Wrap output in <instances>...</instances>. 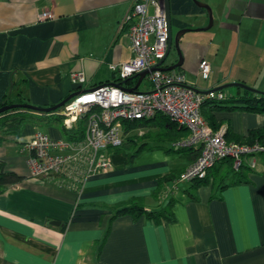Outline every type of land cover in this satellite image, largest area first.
<instances>
[{"label": "crops", "instance_id": "crops-1", "mask_svg": "<svg viewBox=\"0 0 264 264\" xmlns=\"http://www.w3.org/2000/svg\"><path fill=\"white\" fill-rule=\"evenodd\" d=\"M134 1L0 0V105L22 91L30 104L51 107L116 82L112 66L134 56L123 26ZM208 3L214 17L210 29L207 11L194 0H170L173 33L189 30L179 44L187 83L205 94L222 87L232 96L244 86L262 91L264 81L260 86L259 78L250 81L247 60L253 53L242 45L260 51L258 62L264 63V0ZM43 13L53 18L40 20ZM193 32L204 40L186 38ZM170 54L169 67L179 61L178 52L172 59ZM203 60L212 64L208 80L198 73ZM78 72L85 74L84 83L73 80ZM200 77L211 86L198 87L193 79ZM230 106L205 110L218 127L229 128L230 141L246 142L264 129V113ZM37 130L56 141L69 139L58 123L43 130L35 123L0 146L4 171L25 177L0 194V264H264V154L256 156L247 182L225 189L218 184L226 174L213 169L216 175L193 190L197 202L186 192L192 182L175 189V182L159 180L184 172L195 160L161 149L145 150L132 163L123 153H111L112 168L79 190L32 177L23 144ZM169 190L178 201L173 223L156 224L145 214L116 216L115 208L134 198L154 210Z\"/></svg>", "mask_w": 264, "mask_h": 264}, {"label": "built area", "instance_id": "built-area-1", "mask_svg": "<svg viewBox=\"0 0 264 264\" xmlns=\"http://www.w3.org/2000/svg\"><path fill=\"white\" fill-rule=\"evenodd\" d=\"M39 18L46 20L53 15L43 13ZM123 26L127 27L134 56L127 63L113 65L112 70L120 79L138 77L149 71L140 85L144 87L146 82V89L130 92L109 83L74 94L57 114L68 131L77 130L80 121L85 119L83 138L56 141L37 130L33 138L23 144L32 177L80 190L90 177L112 168L110 154L125 143L127 123L144 122L159 115L189 132L178 144L180 147L200 150L198 158L182 173L179 183L203 180L210 169L225 160H232L236 169L242 164L255 169V158L264 154V146L228 141V128L221 126L214 130L201 113L206 97L222 98L223 95L215 92L204 95L187 83L182 71L162 70L169 67L165 65L169 33L163 1L135 0ZM198 73L208 80L212 64L203 60ZM73 80L84 83L85 74L75 73Z\"/></svg>", "mask_w": 264, "mask_h": 264}, {"label": "trees", "instance_id": "trees-1", "mask_svg": "<svg viewBox=\"0 0 264 264\" xmlns=\"http://www.w3.org/2000/svg\"><path fill=\"white\" fill-rule=\"evenodd\" d=\"M127 31V27L124 28ZM181 67L177 68L180 70ZM121 88L132 90L136 87L138 83V77H128L127 79H120L114 82ZM217 91V93L222 94V98H207L203 101L201 106V113L207 122L212 126L214 130H219L213 121L212 117L205 116V110H212L217 108H225L231 105V108H241L250 111H255L258 113H264V93L244 88L242 93L238 95H225L223 92ZM69 99L67 97L63 101ZM62 101V102H63ZM68 102V101H67ZM57 105L51 107H36L28 101L23 96L22 91L16 95V99H6L0 105V146L5 142L9 135H19L26 125L43 123V124H56L61 125L62 131L68 136L69 139H81L85 133V119H82L79 123L77 130L68 131L62 126V117L57 113L63 109L64 106L46 112L44 109L54 108ZM6 108L4 111L1 109ZM44 110V111H43ZM164 117V118H162ZM126 133L131 135L132 131H144L138 134L129 135L122 147L112 150V153H124L128 156L129 162L132 163L133 160L145 150H164L168 154H180L182 156L188 157V160H196L200 154V150L196 147H180L178 144L181 143L184 138L187 137L188 131L184 128L178 127L177 124L171 122L165 116L159 115L156 118L150 119L148 121L139 122L134 121L127 123ZM229 128L226 133V139L228 141ZM239 143L247 144H260L264 146V129L252 132L250 139L243 142L242 139L236 140ZM129 151V152H127ZM226 172L223 171L224 167ZM213 169H216V174L223 172V178H221L218 186L220 189H225L228 186L247 182V171L252 170L247 164H242L238 169L234 168V163L232 160H225L218 163L212 169L209 170L208 175L203 180H195L192 182V186L187 190L188 198L191 201L197 202L198 198L195 195V186L206 184L209 182V177L213 175ZM183 173V172H182ZM182 173L170 172L169 174L163 176L159 180L161 182H175L176 188L179 186L178 180L180 179ZM231 176V177H227ZM25 177L19 176L15 173H7L4 171V164L0 163V194L4 193L9 187L16 185L24 180ZM231 178V182L227 183L226 179ZM190 183V182H189ZM175 188V189H176ZM171 192H173L171 190ZM168 194L162 201H160L157 208L154 210H147L145 207V200L143 198H134L128 203L115 208L116 216L132 214L137 216H142L143 214L156 224H160L163 221L170 223L175 222V216L173 213V208L178 202L173 196V193ZM156 196V195H155ZM156 198V197H155Z\"/></svg>", "mask_w": 264, "mask_h": 264}, {"label": "water", "instance_id": "water-1", "mask_svg": "<svg viewBox=\"0 0 264 264\" xmlns=\"http://www.w3.org/2000/svg\"><path fill=\"white\" fill-rule=\"evenodd\" d=\"M163 1V6H164V11H165V15L167 17V20H168V33H169V50H168V54L169 52L173 49V47H175V49L177 50L178 54H179V61L178 63H176L175 65L171 66V67H168V68H163L162 70L164 71H172V70H175L179 67L182 66V56H181V53H180V50H179V44H180V40L182 38V36L184 34H186L189 30L187 29H183L181 30L179 33H177L175 36L173 35V30H172V21H171V7H170V0H162ZM195 1V0H194ZM196 5H198V7L204 9L207 11V14H208V17H209V21H210V24L208 26V28H212L213 24H214V17H213V11H212V8L207 5V4H203V3H199V2H196ZM163 63H161L162 65ZM149 74V71H145V72H142L138 75V83L136 85V87L132 90H129L130 92H133V91H137L139 90L140 88V85L142 83V81L146 78V76ZM247 88V86H244ZM243 87V88H244ZM226 87H222L220 89H217L216 91H210V92H217V91H221L223 89H225ZM247 89H250V88H247ZM253 90V89H251ZM210 92H207L206 94L210 93ZM205 94V93H204ZM73 95H71L69 97L72 98ZM69 99L61 102L60 104H58L56 107L54 108H49V109H44L46 112H50L52 110H56L62 106H64L67 101H69ZM6 108H3L1 109V111H4ZM43 110V111H44ZM53 224L59 226L60 223L59 222H54Z\"/></svg>", "mask_w": 264, "mask_h": 264}, {"label": "rangeland", "instance_id": "rangeland-1", "mask_svg": "<svg viewBox=\"0 0 264 264\" xmlns=\"http://www.w3.org/2000/svg\"><path fill=\"white\" fill-rule=\"evenodd\" d=\"M196 2H199V3H203V4H207V2H209V0H207L206 2H204L203 0H195ZM207 5H209L211 8H212V6L208 3ZM212 10H213V8H212ZM209 24H210V21H208V23H207V27L209 26ZM177 34V33H176ZM189 34V35H188ZM187 35H186V38H188V39H193V40H200V41H202V40H204V38L203 37H201V36H197V35H203V34H198V33H188ZM194 35V36H193ZM210 38V37H209ZM206 39V38H205ZM258 47H259V45H258ZM243 50H248L249 52H248V54L249 55H251V52L253 53L252 54V58L253 59H249V60H247V65H248V67L253 71V74L251 75L250 74V77L252 78V80H250L251 82L253 81L254 83L258 80V78H259V83H258V86H260V83H263V81H264V74H262V75H260V73L262 72V73H264V63H261V62H258V59H259V56L261 55V53H260V51H258V50H254L252 47H250V48H247V47H245L244 45H242V51ZM178 55H177V50L175 49V47H173V49L171 50V54H170V57H169V59H172V58H174V57H177ZM241 57V56H240ZM246 57H248V56H246ZM237 62H239V59H238V61ZM235 63V61H234V64H238V63ZM236 70V69H235ZM193 80H196L197 81V86L198 87H201V89H207L208 87H210L211 85H210V83H206L201 77L200 78H195V79H193ZM251 84V83H250ZM143 86L144 87H141V89H145L146 87L145 86H147L146 85V82L143 84ZM244 88H246V87H244ZM247 88H250V89H252V88H254V89H257V88H259V87H247ZM260 88H262L263 90H264V87H260ZM258 90V89H257ZM261 91V90H259V91H261V92H264V91ZM162 118H164V117H162ZM39 125H41L42 126V130L43 129H46V125L45 124H43V123H38ZM41 131V130H40ZM144 131L142 130V131H138V130H134V131H132V133H131V135H134V134H138V133H140V135H142L141 133H143ZM130 135V134H129ZM128 135V136H129ZM130 135V136H131ZM127 136V137H128ZM127 152H129V151H127ZM124 154V153H123ZM224 167V169H223V171L224 172H226V170H225V167L226 166H223ZM235 168V167H234ZM229 181H231V179H228ZM227 180V181H228ZM226 181V182H227ZM182 184V183H181ZM181 186H186V184L184 185H181Z\"/></svg>", "mask_w": 264, "mask_h": 264}, {"label": "clouds", "instance_id": "clouds-1", "mask_svg": "<svg viewBox=\"0 0 264 264\" xmlns=\"http://www.w3.org/2000/svg\"><path fill=\"white\" fill-rule=\"evenodd\" d=\"M170 53V52H169ZM168 56H169V54H168ZM168 58V57H167ZM175 70H177V69H175ZM139 90H140V88H139ZM138 91V90H137ZM200 92V91H199ZM215 93H217V92H215ZM76 94V93H75ZM202 94H204V93H202ZM204 95H206V94H204Z\"/></svg>", "mask_w": 264, "mask_h": 264}, {"label": "flooded vegetation", "instance_id": "flooded-vegetation-1", "mask_svg": "<svg viewBox=\"0 0 264 264\" xmlns=\"http://www.w3.org/2000/svg\"><path fill=\"white\" fill-rule=\"evenodd\" d=\"M173 35L175 36V35H176V33H173Z\"/></svg>", "mask_w": 264, "mask_h": 264}]
</instances>
